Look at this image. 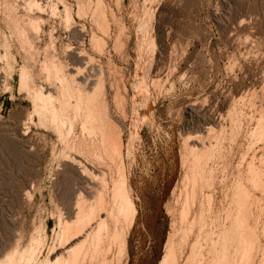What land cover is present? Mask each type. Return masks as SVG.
<instances>
[{
  "label": "rangeland",
  "instance_id": "1",
  "mask_svg": "<svg viewBox=\"0 0 264 264\" xmlns=\"http://www.w3.org/2000/svg\"><path fill=\"white\" fill-rule=\"evenodd\" d=\"M35 1L40 8L32 11L29 0H0V260L26 250L27 256H34L29 264H49L59 251L62 213L69 212L81 184L77 167L62 164L60 158L70 140L83 136L79 121L71 130L64 119L60 128L40 113L44 100L55 98L48 92H57L58 84L46 79L40 68L42 61L53 58L65 63L67 74L86 83L88 92L103 77L109 116L123 138L127 176L138 209L128 260L120 264H160L179 222L187 186L183 177L193 144L213 143L216 152L220 146L206 174L216 172L212 177L224 178L222 182L228 178L229 185L226 188L227 181L224 185L213 177L215 187H209L217 193V201L210 195L216 201L212 200L214 209L229 206L234 174L250 172L246 162L254 159L257 168L253 166L263 170L264 177V136L253 135L260 118L264 124V0ZM97 3L108 17L109 37L91 18ZM10 4L12 14L42 21L39 32L23 25L33 53L28 41L21 42L10 26ZM80 4L86 10L91 6L87 16L78 14ZM66 6L72 9L73 22L67 20ZM93 33L106 39L103 53L93 48ZM39 91L49 96L43 99ZM119 98L122 104L117 103ZM56 100L52 102L59 106ZM257 185H247L255 196L250 197L249 232L254 231L250 234L256 247L247 255L250 262L242 264H264V185ZM198 187L200 200L211 192L206 186L202 194ZM64 213L66 219L69 213ZM206 258L202 264H210Z\"/></svg>",
  "mask_w": 264,
  "mask_h": 264
},
{
  "label": "bare ground",
  "instance_id": "2",
  "mask_svg": "<svg viewBox=\"0 0 264 264\" xmlns=\"http://www.w3.org/2000/svg\"><path fill=\"white\" fill-rule=\"evenodd\" d=\"M89 2L91 4L93 1L91 0ZM98 3L96 4L97 8L95 7L96 9L94 8V10L91 13L92 14L91 18L94 19L93 22H95V24L99 26V29H103L102 31H105V33L103 32L105 36L107 35L109 37L107 32L109 31L108 29L110 25L107 24L108 21H106L107 19H105L107 17L106 15H105L106 17L104 18V14H103L104 10L102 9L103 5L100 6L99 8ZM10 5H8L7 7V11L10 16L9 18V23L11 24L10 26L14 28V31L18 34V36H21L20 37L21 39L18 38V36H16L18 40L20 39L21 42H22V39L23 40L25 39L28 41L29 37L26 35L27 34L26 30L23 27L24 23H26L25 25L30 26V28H33L32 31L35 32V30H37L40 27V23L42 21L40 18H35V17L23 18V17L16 15L17 13L12 14L14 8H12V5L11 6ZM27 5L29 9L32 11L40 8V4L35 0H29ZM89 7L91 8V6ZM89 7L86 10L83 4L78 5V14L81 16L83 14L84 16H87L90 13L88 11ZM66 12H67L66 13L67 20L69 22H73L72 9L70 6H66ZM39 29L37 30V32L40 31ZM15 32L14 34L16 35ZM101 38L102 37L99 38L97 37V35L93 33L91 42H92L93 48L98 50V52L102 51L103 53V50H105L104 47L106 45L105 43L106 39L104 38L101 39ZM29 41H28V44H30ZM21 45L22 47H25L24 42L21 43ZM32 45L33 44L31 43L29 47H32ZM27 47L28 46L26 45V49L30 50V48H27ZM32 48H33L31 49L32 51L30 50L31 53H33V50H34V47ZM34 52L36 54V50ZM35 54L34 55L32 54V55L35 56ZM42 63L43 65L41 66ZM41 64H40V68L43 67L41 69H44L46 71L47 78L46 77L45 78L50 80V82L54 81L55 84H58L57 86L55 85L57 87V92L53 93L55 95H53L51 92H48V93L51 97H55L57 99L56 101H58V105H59V106H56V104L53 103L55 98L49 97L48 98L49 100L54 99V100H51L50 102H47L49 100L45 98L47 99L46 102L44 100L43 105L40 106L41 115L44 118L49 119L52 123H54L57 126H60L61 124H63L64 119H68L69 121L68 120L67 121L70 122L71 130H73V126L74 124H76L75 121H79L81 130H82L81 133L83 132V136L81 137L77 136L79 138L76 137V139H74L73 141L70 140V142H68L67 144L65 143L67 145V149L65 151L63 150L64 152L63 154H61L62 157H60L61 160H63L62 164H65V162H68V163L70 162L72 165L77 167V170L80 173L79 176L81 178L80 180L81 184L77 188V192L71 204L72 205L71 208L68 209L69 214L63 212L65 215L68 214V217L64 219L65 216H63V213L61 212L62 217H64L63 218L64 220L62 219L61 221L59 251L54 256V259L49 264H120L123 260L124 261L128 260V256H129L128 247H129V239H130L129 237L135 225L136 216L138 214V209H137L135 198L133 196L134 194H132L133 190H131V184H130L131 182H129V179L127 176L124 152H123V140H122L123 138L120 134V130H118L116 124L112 122L109 116L107 101L104 97L105 92H104L103 77L100 76L97 79V82L95 83L93 90L91 92H88L85 87L86 83L83 85V83L78 81L74 75L70 76L69 74H67L65 70L66 66L63 61L53 60L52 58L50 60L45 59V61H42ZM25 78H26V75H25ZM22 83L23 85L25 84V82H22ZM39 93H40V97L42 96L43 99L44 97H47L48 95V94L44 95L43 92H40V91ZM116 94L118 95L119 93H116ZM116 99L118 98L116 97ZM121 100L122 99L119 98V102L117 103H121L122 102ZM118 105L120 106V104ZM260 119L261 120L257 122L258 123L257 127L254 128L255 130H253L254 132L253 135L257 134L258 138L264 136L263 118H260ZM234 122L237 123L238 121L237 122L234 121ZM62 127L60 126V128ZM234 133H232V135ZM216 141H219V140H216ZM193 145L192 146L194 148L191 146L192 149L190 151L191 156L187 160L188 170L185 174L186 176L183 177V179L185 178L183 182L186 183L185 185L187 186L184 189L185 190L184 200L181 202L182 205L179 211V222H178V225L175 226L176 229H174L175 232H173L174 233L173 237H171L170 240L167 242L166 253L160 264H202L204 263L202 261V258L203 260H205L206 258L205 251H207L206 261L209 259L210 264H237V260L239 261V264L240 263L242 264L243 261L247 262V259H248L247 255L249 254V252H251L250 248L253 249L252 246L254 247L255 245V243H253L254 241L253 238H251L252 237L251 234L254 233V231L251 230L253 231L251 234H250L251 231L249 232L251 228L250 227L251 224L249 223L250 221L249 219H251L250 218L251 217L250 216V213H251L250 206H252L250 205V197H252L253 195L250 193L249 191L250 189H248V186H249V183H251L252 185V182H254L255 184H258L260 188H262L261 186L264 185V184L262 185V183L264 182V180L262 179H264V177H261L263 170H261L262 173L258 171L260 169L256 170L257 167L255 166L253 162L254 160L253 158H252L253 160H250V162L252 161L253 163L252 162L248 163L249 161L245 158L248 161L246 162V164L249 165L248 169L250 170V172L244 171L247 174L243 175L242 173L243 170L242 171L240 170L238 172L239 175L236 174L237 176L234 173H232L235 176L233 177L234 178L233 181H231L233 184L230 182V185L232 184V186L230 187L233 191L230 193V195H228L229 196L228 198L226 197L227 195H224L225 198H227L228 200L230 198V202H227L229 206L227 207L224 203V205L227 208L226 207L223 208V204H222L223 210H220L221 206H218L220 207V209L217 207H216L217 209H214L215 206L213 207V204H215V202L218 199L216 200L215 196H217V193H215L214 192L215 190L213 191L214 188L212 189L211 187L213 186L215 187L213 177L215 178L217 175L216 176L214 175L212 177L213 173H216V172H213L211 176L210 174H206L208 172V171L206 172V168L208 167V163L210 160L216 159L217 152L219 153L220 151V146H219V151L216 152L214 150L216 149L217 145H213V143H209L208 146L207 144H204V143L201 146L198 144L200 147L197 146V144H193ZM224 145L221 147V149H225L226 151V147H224ZM228 149L230 151V148ZM221 151L223 152V150ZM225 153H228V152H225ZM218 156L220 155L218 154ZM243 158L244 157H242V159ZM245 159L244 161H246ZM260 161H261V158H260ZM242 162H240V164ZM71 167L73 169V166ZM239 168H242V167L239 166ZM212 170L213 169L209 170V172ZM224 170L226 171V169ZM216 171H219V169ZM222 179L224 178H221V180L220 179L219 180L222 182ZM218 181L216 183H218ZM226 181H223L225 182L224 185L226 184ZM228 183L229 182L227 181L226 188L229 185ZM218 185L220 186L221 184H218ZM198 186H200V188L202 187L201 193L204 191L203 189L207 187L209 188L211 192L212 191L213 192L212 194L210 192L209 195L204 194L205 195V196L203 195L204 199L202 198V200H200L198 197H200L201 194L197 196L199 194L197 190ZM254 186H252L251 188H253ZM222 187H218V188L221 189ZM70 190L72 189L70 188ZM228 191L230 192V188L229 190H227V192ZM224 192L227 193L226 191ZM180 194H182V192H180ZM210 195H213L216 201L212 199L213 196L211 197ZM224 196H223V199H224ZM253 199L254 198H252V200ZM212 200L215 202L213 203ZM197 202H199V204L196 206ZM260 203H263V202H260ZM256 237L254 235V238ZM259 248H258V251L262 249V248L260 249ZM17 251L8 253V255H6L4 259L0 260V264H29L30 260H32L31 256L33 255L27 256L28 251L26 250L23 253L21 252L19 253ZM255 255H258V254H255ZM249 256L251 255H248V257ZM250 260L248 262H250Z\"/></svg>",
  "mask_w": 264,
  "mask_h": 264
}]
</instances>
